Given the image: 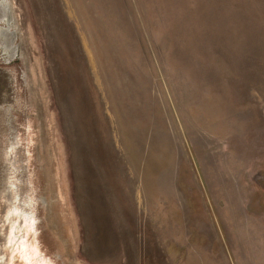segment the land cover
<instances>
[{"label": "rangeland", "instance_id": "374dc122", "mask_svg": "<svg viewBox=\"0 0 264 264\" xmlns=\"http://www.w3.org/2000/svg\"><path fill=\"white\" fill-rule=\"evenodd\" d=\"M11 4L30 244L51 264H264V0Z\"/></svg>", "mask_w": 264, "mask_h": 264}, {"label": "flooded vegetation", "instance_id": "af4514ba", "mask_svg": "<svg viewBox=\"0 0 264 264\" xmlns=\"http://www.w3.org/2000/svg\"><path fill=\"white\" fill-rule=\"evenodd\" d=\"M13 10L11 0H0V264H10L11 246L13 252L20 256L17 244L22 239L27 240L25 217L35 216L21 208H12L13 198V154L23 157L14 151L17 149V131L20 129L17 119L25 118V110L33 100L27 68L22 63L21 50L18 43V31L13 23ZM26 130V128H25ZM22 167V163L19 162ZM17 165L14 164V167ZM20 170V171H19ZM18 180L27 179V173L19 169ZM24 186H21V190ZM18 189V188H17ZM25 190V189H23ZM24 192L21 191L23 195ZM21 197V196H19ZM23 206L25 203L20 202ZM18 211L16 213V211ZM19 217L12 221V218ZM36 220V219H35ZM37 222V220H36ZM36 225V224H35ZM14 234L11 235V227ZM20 232V233H18ZM15 237L14 241L11 238Z\"/></svg>", "mask_w": 264, "mask_h": 264}, {"label": "bare ground", "instance_id": "6f19581e", "mask_svg": "<svg viewBox=\"0 0 264 264\" xmlns=\"http://www.w3.org/2000/svg\"><path fill=\"white\" fill-rule=\"evenodd\" d=\"M17 212L18 211H16V213ZM35 224L36 220L33 216H30L29 218L25 217L26 236H32L33 234H36ZM14 230L15 227L12 226L11 235L14 234ZM14 240L15 237L11 238V241ZM17 250L22 260L25 261L26 264H32L34 259H38V264H51V262H49L46 257L42 256V253L36 242L30 244L28 240L22 239L20 243L17 244Z\"/></svg>", "mask_w": 264, "mask_h": 264}]
</instances>
